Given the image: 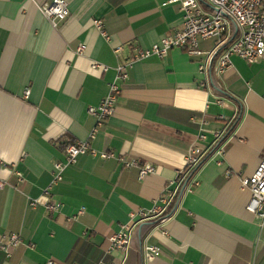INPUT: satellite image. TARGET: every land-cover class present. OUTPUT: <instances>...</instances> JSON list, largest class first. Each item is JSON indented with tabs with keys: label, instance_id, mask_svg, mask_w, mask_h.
Returning a JSON list of instances; mask_svg holds the SVG:
<instances>
[{
	"label": "crops",
	"instance_id": "obj_1",
	"mask_svg": "<svg viewBox=\"0 0 264 264\" xmlns=\"http://www.w3.org/2000/svg\"><path fill=\"white\" fill-rule=\"evenodd\" d=\"M48 1L0 0V158L8 164L0 166L6 182L0 240L11 233L22 238L10 256L0 250V264H264V217L246 209L250 192L240 182L264 157V59L247 63L232 55L229 68L218 71L219 49L234 31L230 24L219 45L215 37L198 40L200 55L172 48L163 58L135 60L114 114L90 137L96 118L88 107L100 104L117 66L136 48L180 29V6L67 0L70 14L55 27L41 11ZM94 19L104 21L110 41ZM216 131L223 132L221 154ZM78 140L113 156L81 154L65 168L49 194L61 203L59 211L31 206L51 184L65 145ZM195 146L204 161L191 190L163 222L136 224L126 253L112 250L113 234L130 213L154 206ZM120 156L151 164L155 172L140 178ZM146 245L159 246V255L147 258Z\"/></svg>",
	"mask_w": 264,
	"mask_h": 264
},
{
	"label": "built area",
	"instance_id": "obj_2",
	"mask_svg": "<svg viewBox=\"0 0 264 264\" xmlns=\"http://www.w3.org/2000/svg\"><path fill=\"white\" fill-rule=\"evenodd\" d=\"M171 3H178L182 16L181 27L173 33L164 35L158 42L151 44L146 48H136L132 58L119 64L116 68V79L110 83L109 92L104 96L98 106H89L88 111L96 118V125L90 137L95 133L105 121L114 114L116 102L121 93V83L127 78V68L135 60L146 59L151 56L163 58L172 48L184 50L189 55H200L198 49V40L200 38H218V45L223 40V34L227 32L229 25L234 26L232 36L224 48L219 49L217 58V68L220 73L224 72L231 65V56L237 55L247 63H252L258 59H264V0H169ZM201 3L206 9L202 8ZM41 11L49 18L53 26L57 27L60 21L66 19L70 14L69 2L67 0H50L41 5ZM94 26L98 28L101 34L111 40V36L105 29L102 19H94ZM85 44H80L78 52L82 53ZM123 50V45L115 48L116 53ZM216 53V52H214ZM212 54V53H211ZM94 69L107 70V66L100 63H93ZM204 68L199 65V70ZM30 93L29 88L25 90V95ZM220 102V101H218ZM233 121L229 122L226 129L229 130ZM199 138L203 139L201 134ZM223 132H215V149L218 148L219 154L223 152ZM100 155L102 158L113 156L112 153L98 152L92 148L88 140H78L69 142L64 147L65 158L62 161L53 163L54 177L51 184L46 188L45 193L39 198L30 199L31 206L44 204L48 211L57 212L60 210L61 203L49 198L50 190L53 184L63 179L65 168L77 161L81 154ZM203 159V154L198 146L193 147L185 156V166L178 172L177 177L169 182L163 194L157 198L148 210H139L129 215V222L121 224L120 229L111 237V249L120 250L126 253L131 242L133 227L139 222L156 219L163 222L173 211L175 204L183 191H190L191 184L194 183V174L196 168ZM123 167H137L139 177L154 173L155 167L148 163L140 164L136 159H126L119 157ZM8 165L5 160L0 158V166ZM19 176L20 172H17ZM241 187L247 188L250 192V198L246 204L249 212L264 217V157L256 167L253 174L249 177H241ZM6 182L0 179V187ZM84 209H80L70 221L82 214ZM22 238L17 233L6 234L0 240V250H3L8 256L14 247H16ZM147 258L158 256L160 247L157 245H146L143 249ZM47 264H55L50 260ZM77 264V263H74Z\"/></svg>",
	"mask_w": 264,
	"mask_h": 264
},
{
	"label": "trees",
	"instance_id": "obj_3",
	"mask_svg": "<svg viewBox=\"0 0 264 264\" xmlns=\"http://www.w3.org/2000/svg\"><path fill=\"white\" fill-rule=\"evenodd\" d=\"M234 124H235V119L233 120V123H232L231 127H229V128L232 129ZM203 159H204V158H203ZM203 159H202V161L200 162V164L197 166L196 170H197L198 167L201 165V163L204 161Z\"/></svg>",
	"mask_w": 264,
	"mask_h": 264
}]
</instances>
